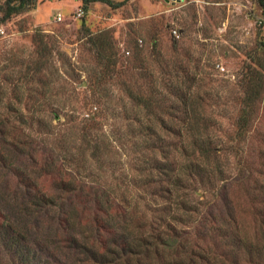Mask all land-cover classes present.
Returning <instances> with one entry per match:
<instances>
[{
	"label": "rangeland",
	"instance_id": "rangeland-1",
	"mask_svg": "<svg viewBox=\"0 0 264 264\" xmlns=\"http://www.w3.org/2000/svg\"><path fill=\"white\" fill-rule=\"evenodd\" d=\"M134 98L149 100L151 117L166 123L177 99H198L186 127L173 121L185 154L159 152L143 128L149 116ZM88 99L100 100L90 107ZM243 99H255L249 110ZM243 111L247 123L240 129ZM91 112H99L95 124L87 122ZM0 120L8 139L14 135L28 150L33 144L30 159L18 157L29 167L57 168L66 145L81 153L79 132L91 130L107 147L98 163L85 150L84 179L127 188L135 203L127 218L134 212L145 233L165 204L164 195L152 193L179 178L196 209L178 224L191 245L197 240L224 253L227 264L235 258L247 264L245 251L234 250V229L247 240L264 231V19L255 0H128L118 8L35 0L0 23ZM197 134L208 138L210 155L196 157L203 153L192 144ZM1 149L11 151L0 143ZM191 162L200 168L188 174ZM157 164L174 171L166 179L148 176ZM0 182L16 188L9 171Z\"/></svg>",
	"mask_w": 264,
	"mask_h": 264
},
{
	"label": "trees",
	"instance_id": "trees-1",
	"mask_svg": "<svg viewBox=\"0 0 264 264\" xmlns=\"http://www.w3.org/2000/svg\"><path fill=\"white\" fill-rule=\"evenodd\" d=\"M127 1L112 3L110 0H82V3L85 6L90 2H104L112 8H118ZM34 2L3 0L0 4V23L26 11ZM255 2L264 19V0ZM99 100L88 99L87 104L94 107ZM177 100V110L171 111L170 123H166L162 118L151 117L153 104L149 100L131 99L149 116L143 128L148 130L146 133L150 139L159 143L158 150L163 152V156L168 151L173 153L172 150L186 153L181 129L173 127V121H180L186 127L194 118L198 106V99ZM254 100L243 99L247 110ZM35 103L39 106V101ZM156 107L160 109L158 104ZM91 114L87 122L95 124L99 112ZM26 119L20 116L17 120L25 123ZM6 120H0V143L7 145L11 151L0 150V173L9 171L16 188L10 190L0 182V264H74V261L75 264H227L222 259L225 254L221 251L218 253L208 245H200L197 240L191 245L189 233L179 227L178 224L185 225V218H190V213L196 210L185 199L188 189L183 187L180 178L168 180L159 195L152 193L159 198L164 195L165 204L160 208L161 216L149 223L145 233V224L135 220L134 212L127 218L132 205L135 206L127 188L122 190L118 187L114 190L110 185L103 188L95 178L91 183L84 179L83 175H87L85 172L88 169L85 150L90 152L89 158L98 163L107 147L91 130L84 127L79 132L84 145L81 153L80 150L72 153L66 145L65 150L60 152V166L51 169L50 166L34 164L32 168L23 166L18 157L28 156L30 159L33 144H30L32 151H29L28 146L14 135L8 139V133L3 129ZM29 120L30 123L34 122L32 117ZM44 123L48 124L47 121ZM237 123L240 129L244 128L247 123L245 111L238 117ZM159 126L161 133L156 130ZM91 127L96 125H89ZM193 140V147L203 151L202 154L197 153L196 157L212 153V149L207 147V137L197 134ZM191 163V169L186 171L188 174L200 168ZM70 164H73V170L65 167ZM171 170L157 164L147 175L156 172V176L166 179L172 173ZM155 203L158 204L157 199ZM220 231L223 237L229 234L227 228H220ZM233 233L234 250L242 248L245 251L247 264H264V240L261 239L264 231H259V237L255 240L245 239L236 229ZM237 259L231 260L230 264H239Z\"/></svg>",
	"mask_w": 264,
	"mask_h": 264
},
{
	"label": "built area",
	"instance_id": "built-area-1",
	"mask_svg": "<svg viewBox=\"0 0 264 264\" xmlns=\"http://www.w3.org/2000/svg\"><path fill=\"white\" fill-rule=\"evenodd\" d=\"M174 34H176V32H174ZM177 36V35H176Z\"/></svg>",
	"mask_w": 264,
	"mask_h": 264
}]
</instances>
